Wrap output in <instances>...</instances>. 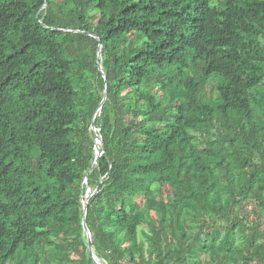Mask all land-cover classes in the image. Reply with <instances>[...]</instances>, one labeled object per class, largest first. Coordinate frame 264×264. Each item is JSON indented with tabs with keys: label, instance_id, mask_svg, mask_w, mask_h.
<instances>
[{
	"label": "trees",
	"instance_id": "16d2710c",
	"mask_svg": "<svg viewBox=\"0 0 264 264\" xmlns=\"http://www.w3.org/2000/svg\"><path fill=\"white\" fill-rule=\"evenodd\" d=\"M87 195L105 264H264V0H0V264H96Z\"/></svg>",
	"mask_w": 264,
	"mask_h": 264
},
{
	"label": "water",
	"instance_id": "95a60500",
	"mask_svg": "<svg viewBox=\"0 0 264 264\" xmlns=\"http://www.w3.org/2000/svg\"><path fill=\"white\" fill-rule=\"evenodd\" d=\"M99 53H101V51H99ZM98 63H100L99 58H98ZM99 71H100L102 74H104V71H103V68H102L101 65L99 66ZM106 94H107V92L105 91V99H104V101H103L102 104H104V102H105V100H106ZM92 129L94 130V132H95V134H96V137H98V135H97V131H96L95 126H94V123H93V125H92ZM97 142H99L100 145H102V141L97 140ZM97 153H99L98 150H97ZM90 192H91V191L88 190V193H90ZM90 197H91L90 195H87V196H86V199H85L84 202H83V206H84L83 209H84V215H85V216H84V219H83V227H84V231H85L86 238H87V243H88L89 250H90V253H91V256H92L93 260L95 261L96 264H105L104 262L100 261V260L98 259V257L96 256V254H95V250H94V246H93V242H92L91 232H90V230H89V228H88L87 221H86L87 208H88V206H89V200H90Z\"/></svg>",
	"mask_w": 264,
	"mask_h": 264
},
{
	"label": "rangeland",
	"instance_id": "374dc122",
	"mask_svg": "<svg viewBox=\"0 0 264 264\" xmlns=\"http://www.w3.org/2000/svg\"><path fill=\"white\" fill-rule=\"evenodd\" d=\"M96 144L98 145V147L100 146V143H99V142H97V141H96ZM76 258H77V257H75V259H76Z\"/></svg>",
	"mask_w": 264,
	"mask_h": 264
}]
</instances>
